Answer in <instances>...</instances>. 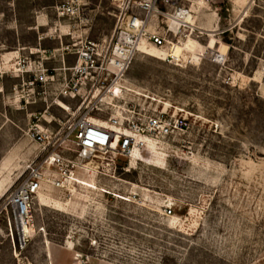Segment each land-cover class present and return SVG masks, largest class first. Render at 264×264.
I'll list each match as a JSON object with an SVG mask.
<instances>
[{
  "label": "rangeland",
  "instance_id": "374dc122",
  "mask_svg": "<svg viewBox=\"0 0 264 264\" xmlns=\"http://www.w3.org/2000/svg\"><path fill=\"white\" fill-rule=\"evenodd\" d=\"M129 1L0 0V264H264V0H180L200 29L142 47L93 115L166 110L183 127L117 170L96 155L83 179L110 194L45 187L25 238L9 220L5 200L41 150L31 129L97 101L105 75H75L76 52L105 51Z\"/></svg>",
  "mask_w": 264,
  "mask_h": 264
},
{
  "label": "built area",
  "instance_id": "2783aa9c",
  "mask_svg": "<svg viewBox=\"0 0 264 264\" xmlns=\"http://www.w3.org/2000/svg\"><path fill=\"white\" fill-rule=\"evenodd\" d=\"M129 2L133 5L131 13L124 18L105 51L101 48L102 52H99L97 44L88 41L76 52L77 62L72 67L75 75H85L86 78L89 75L94 77L93 74L105 75L92 83L99 94H109L114 84L122 82L144 35H148L155 46L164 48L175 40L179 41L189 31L184 19L189 6L180 4V0ZM161 16L166 18L164 31L158 29L156 22ZM171 19L177 21V25L171 23ZM100 101L98 98L85 109L79 106L76 113L61 121L57 128L37 125L31 129V137L41 150L27 165L24 180L5 200L4 209L10 221L13 219L17 225L19 220L29 224L36 193L45 187L63 188L70 182L78 183V179L86 174V164L99 153L108 156V164L117 170V157H129L136 147H144L143 137L154 140L169 137L185 124L184 120L173 118L166 110L138 119L111 114L103 120L93 115L101 114L97 105ZM104 193L110 194L109 191ZM172 212L171 207L165 209L167 215Z\"/></svg>",
  "mask_w": 264,
  "mask_h": 264
},
{
  "label": "bare ground",
  "instance_id": "6f19581e",
  "mask_svg": "<svg viewBox=\"0 0 264 264\" xmlns=\"http://www.w3.org/2000/svg\"><path fill=\"white\" fill-rule=\"evenodd\" d=\"M191 13H192V9H191L190 6H189V11H188L187 15L184 16L185 22H186V24L189 26V31H188V33H191V31H194L195 27H197V28L199 27V29H200V27H201V26H198L197 23L189 22V21H188V18H189V16L191 15ZM170 22H171V23H174L175 25H177V21H173V20L171 19ZM217 30H218V29L212 28V29H209L208 31H210V32H214V31H215V32H216ZM188 35H189V34H186V36H188ZM184 36H185V35H184ZM184 36L181 37L179 41L174 42L170 48H172V47H174V46H177L178 44L182 43V41L184 40ZM144 46H145V47L159 48V47L155 46V45L149 40L148 35H147V36L144 35V36L142 37V39L140 40V42H139V46H138V51H139L142 47H144ZM138 51H137V52H138ZM193 53H194V52H193ZM169 56H170V55H169ZM171 57H172V55H171ZM178 60H180V59H178ZM180 64H181V63H180ZM123 88H124V86H123L122 82H121V83H118V84H114L113 87H112V89H111V92H110L109 94H105V93H101V94H99V93H98V94H95L94 97L101 98L102 101H105V102H107V103H111V101H113L115 98H118V96L120 95V92L122 91ZM117 115L120 116L121 118L124 117V115H123V111H121V110H118ZM95 121H97V120H95ZM143 139H144V141L146 142V144L144 145V147H136L135 150H134V152H133V154H132L131 156H129V157H133V156H137V155H142V154L145 153L146 151H151V150L153 149V147H155V146L158 144V142H159V141H157V140L151 139L150 137H143ZM90 162H91V161H90ZM88 164H89V162L86 164V166H88ZM87 168H88V167H87ZM72 183H74V182H70V183L66 184L65 187L60 188V189L67 188V187H69ZM78 183L87 184V185L91 186L92 188H99L96 184L92 185L91 183H87V182L83 179V177H80V178L78 179ZM54 188H56V187H54ZM99 189L102 190V191H104V192H107V190L104 189V188H101V187H100ZM41 190H42V189H41ZM41 190H39V191H41ZM39 191H38V192H39ZM38 192H37V193H38ZM37 193H36V194H37ZM112 194H114V195H116V196H118L119 198H122V199H124V200H130V199H129L128 197H126V196L118 195V194H115V193H112ZM18 225H19V231H20L21 236L25 238L24 229H25V227H28V226L30 227V223L28 224V223H26V222H24V221L21 222V221L19 220V221H18ZM21 229H22V233H21ZM29 229H30V228H29ZM22 234H23V235H22Z\"/></svg>",
  "mask_w": 264,
  "mask_h": 264
}]
</instances>
